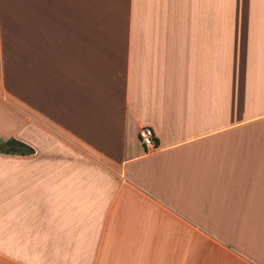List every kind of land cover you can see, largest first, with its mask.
I'll return each instance as SVG.
<instances>
[{
  "label": "crops",
  "instance_id": "1",
  "mask_svg": "<svg viewBox=\"0 0 264 264\" xmlns=\"http://www.w3.org/2000/svg\"><path fill=\"white\" fill-rule=\"evenodd\" d=\"M0 138V264H264V0H0Z\"/></svg>",
  "mask_w": 264,
  "mask_h": 264
},
{
  "label": "trees",
  "instance_id": "2",
  "mask_svg": "<svg viewBox=\"0 0 264 264\" xmlns=\"http://www.w3.org/2000/svg\"><path fill=\"white\" fill-rule=\"evenodd\" d=\"M0 151L7 154L21 155H29L34 153V149L31 146L15 138H10L8 140H3L0 138Z\"/></svg>",
  "mask_w": 264,
  "mask_h": 264
},
{
  "label": "built area",
  "instance_id": "3",
  "mask_svg": "<svg viewBox=\"0 0 264 264\" xmlns=\"http://www.w3.org/2000/svg\"><path fill=\"white\" fill-rule=\"evenodd\" d=\"M139 138L142 145L147 151H155L157 149L156 134L151 126H143L139 132Z\"/></svg>",
  "mask_w": 264,
  "mask_h": 264
}]
</instances>
